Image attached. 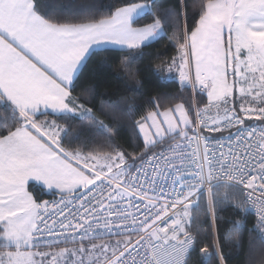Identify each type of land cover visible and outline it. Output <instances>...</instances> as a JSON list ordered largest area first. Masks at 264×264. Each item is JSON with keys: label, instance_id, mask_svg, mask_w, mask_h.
I'll return each instance as SVG.
<instances>
[{"label": "snow or ice", "instance_id": "snow-or-ice-1", "mask_svg": "<svg viewBox=\"0 0 264 264\" xmlns=\"http://www.w3.org/2000/svg\"><path fill=\"white\" fill-rule=\"evenodd\" d=\"M178 7L161 17L143 0L97 18L46 0H0V264H190L198 246L200 264H225L212 230L233 200L256 216L264 245V130L245 126L264 122V0H204L191 25L183 0ZM170 22L178 55L166 70L193 101L206 96L203 108L157 104L136 121L142 143L132 153L68 141L59 120L110 130L104 106L74 94L89 60L115 48L129 71ZM232 128L227 137L204 134ZM30 181L59 201L38 202ZM200 216L208 228L194 233ZM106 237L123 239L94 242ZM70 243L79 247H59Z\"/></svg>", "mask_w": 264, "mask_h": 264}, {"label": "trees", "instance_id": "trees-1", "mask_svg": "<svg viewBox=\"0 0 264 264\" xmlns=\"http://www.w3.org/2000/svg\"><path fill=\"white\" fill-rule=\"evenodd\" d=\"M46 2L52 3L57 9L63 6L70 12L84 15L94 9L97 18H100L114 11L116 6L129 2L140 3L143 0H46ZM149 2L152 4L153 12L161 17L174 7L179 10V0H149ZM183 2L187 5L185 12L188 23L191 25L193 16L198 18L197 14L204 0H183ZM151 20L152 17L148 16L136 26H143ZM165 30L167 37L144 47L142 52L137 53L139 59L130 64L129 71H124L121 67V59L126 57V53L115 48L101 52L89 60L80 75L74 94L80 95L82 100L95 109H100L103 105L106 115L102 118L106 124L110 125V130L101 133L95 126L88 125L86 122L72 119L59 120L57 122L68 131V141L78 136L79 140H76L75 144L88 139L98 150L103 147L105 151H110L108 145L111 144L120 150L132 153L142 143L136 125V121L141 116L155 110L157 104L163 110L166 107H174L176 103H191L189 90L185 91L181 88L174 71L169 73L166 70V65L171 58L178 55L176 48L168 39L173 32L177 31V26L170 22L165 25ZM183 30L182 16L179 21V32L182 33ZM101 61L108 67H101ZM201 99L200 103L204 104L206 100L203 97ZM113 104L115 107H111ZM2 114L0 112V115ZM44 118L51 120L55 117H42ZM27 190L38 202L57 196L35 183H30ZM235 202L233 200L218 209L219 220L212 230L214 236L212 243L219 241L225 264H261L264 260V245L260 243L258 232L253 231L255 218L250 212L246 214L237 209ZM193 215L196 214L193 213ZM237 221L242 225L240 229L234 228V223ZM200 225H203L205 229L208 228L206 217L200 216L193 223L194 233ZM200 235L203 237L205 233L201 232ZM65 246L67 245L59 247ZM200 260L198 246L192 253L190 264H200ZM212 264H218V261L214 259Z\"/></svg>", "mask_w": 264, "mask_h": 264}, {"label": "built area", "instance_id": "built-area-1", "mask_svg": "<svg viewBox=\"0 0 264 264\" xmlns=\"http://www.w3.org/2000/svg\"><path fill=\"white\" fill-rule=\"evenodd\" d=\"M188 90H189L190 95H191V103H196L197 104V99L195 101H193V99H192L191 89L189 88ZM200 107H202V106H200ZM214 114H215V112H214ZM245 126L256 127L258 133H259V131L264 130V122L257 121V120H247V121H245ZM235 131H236V129L232 128V129H229V130H225L223 132H211V131H208V132H205L204 134L209 136V137H220V136L227 137L229 135V132H235ZM59 199H60V196H59V194H57L56 197L49 198V199L44 200V201H48V202L51 203L53 201H59ZM40 202H43V201H40ZM252 216L255 218V221H256V216L254 214H252ZM114 238H118V237H114ZM135 238L136 237H133V239H135ZM104 239H107V237L104 238ZM72 244H78V243H70V244H67V245H72Z\"/></svg>", "mask_w": 264, "mask_h": 264}, {"label": "rangeland", "instance_id": "rangeland-1", "mask_svg": "<svg viewBox=\"0 0 264 264\" xmlns=\"http://www.w3.org/2000/svg\"><path fill=\"white\" fill-rule=\"evenodd\" d=\"M174 73H176V75H177V79L179 80V75H178V73L176 72V71H174ZM204 99H206L205 98V96L203 97ZM200 99L201 98H198L197 99V104L199 105V106H202L201 108H203V106H204V104H206V102L204 103V104H201L200 103ZM214 112H216V110L215 109H213L212 110V114H214ZM30 183H33V181H30L29 182V184ZM116 239H123V237H118V238H112V240L111 241H109V239H103V240H97V241H94L95 243H97V244H100V243H109V242H112V243H114L115 242V240ZM88 243H90L89 241H86L85 242V244H88ZM65 247H67V248H73V247H79V244H72V245H67V246H65ZM39 250H41V251H50V252H53V251H59V248H41V249H39ZM33 251H36V249H33ZM109 255H110V253H109ZM74 259H76V260H78V259H80V257H76V258H74ZM85 264H88V258L87 257H85Z\"/></svg>", "mask_w": 264, "mask_h": 264}, {"label": "crops", "instance_id": "crops-1", "mask_svg": "<svg viewBox=\"0 0 264 264\" xmlns=\"http://www.w3.org/2000/svg\"><path fill=\"white\" fill-rule=\"evenodd\" d=\"M205 98H206V96H205ZM206 100V103H207V98L205 99ZM146 115V114H145ZM137 131L139 132V129H138V126H137ZM140 135V137H141V139H142V135L141 134H139ZM33 183H35V182H33ZM35 184H37V183H35ZM39 185V184H38ZM41 186V185H40ZM46 189V188H45ZM47 191H49V192H52L53 193V191L52 190H48V189H46ZM58 194V193H57Z\"/></svg>", "mask_w": 264, "mask_h": 264}]
</instances>
